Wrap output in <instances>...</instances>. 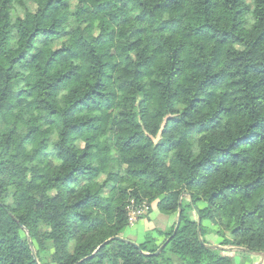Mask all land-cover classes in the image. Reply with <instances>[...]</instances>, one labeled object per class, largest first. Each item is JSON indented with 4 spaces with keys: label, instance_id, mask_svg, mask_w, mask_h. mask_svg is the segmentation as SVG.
Listing matches in <instances>:
<instances>
[{
    "label": "trees",
    "instance_id": "obj_1",
    "mask_svg": "<svg viewBox=\"0 0 264 264\" xmlns=\"http://www.w3.org/2000/svg\"><path fill=\"white\" fill-rule=\"evenodd\" d=\"M32 1L0 0V264H253L264 0ZM131 201L174 226L131 241Z\"/></svg>",
    "mask_w": 264,
    "mask_h": 264
},
{
    "label": "crops",
    "instance_id": "obj_2",
    "mask_svg": "<svg viewBox=\"0 0 264 264\" xmlns=\"http://www.w3.org/2000/svg\"><path fill=\"white\" fill-rule=\"evenodd\" d=\"M154 211L152 209L150 213L149 220H140L138 226L133 227L132 229L126 231V236L128 239H132L131 241L136 243H143L146 240V230H160L162 232H166L170 230L176 221L175 216H166L159 212L156 204L153 205ZM152 222H155V225H152ZM211 239V237H209ZM252 260L253 264H264V257L259 255V257H255Z\"/></svg>",
    "mask_w": 264,
    "mask_h": 264
},
{
    "label": "built area",
    "instance_id": "obj_3",
    "mask_svg": "<svg viewBox=\"0 0 264 264\" xmlns=\"http://www.w3.org/2000/svg\"><path fill=\"white\" fill-rule=\"evenodd\" d=\"M149 210L150 207L146 201L142 204H137L135 201H131L127 207L128 219L131 226L137 223L141 217L145 216Z\"/></svg>",
    "mask_w": 264,
    "mask_h": 264
},
{
    "label": "rangeland",
    "instance_id": "obj_4",
    "mask_svg": "<svg viewBox=\"0 0 264 264\" xmlns=\"http://www.w3.org/2000/svg\"><path fill=\"white\" fill-rule=\"evenodd\" d=\"M246 1V4L249 6V8H250V11H252L253 10V6H254V1L253 0H245ZM26 4H27V7H29V9L30 10H32V11H34L35 9H36V7H35V4L33 3V1L32 0H26ZM20 12H21V14H23V10L22 9H20ZM57 44V43H56ZM40 46H42V44H39ZM57 46H58V44H57ZM154 204H156L155 202H153L152 203V209H153V211H154V207H153V205ZM150 207V206H149ZM150 211V210H149ZM150 213L149 214H146L145 215V217L143 218V220L145 219V220H149V218H150ZM141 222V221H140ZM140 222H137V223H135V225H134V227L135 226H138V224L140 223ZM152 225H154V226H156L155 225V222H152ZM155 230V229H154ZM153 230H149V229H147L146 230V235H147V237L148 236H150V233L152 232ZM132 240V239H131Z\"/></svg>",
    "mask_w": 264,
    "mask_h": 264
},
{
    "label": "water",
    "instance_id": "obj_5",
    "mask_svg": "<svg viewBox=\"0 0 264 264\" xmlns=\"http://www.w3.org/2000/svg\"><path fill=\"white\" fill-rule=\"evenodd\" d=\"M179 224H180V218H179L178 225H177V227H176L175 232H177L178 227H179ZM133 244L136 245L135 243H133ZM166 244H167V243H166ZM166 244H165V245H166ZM165 245H163V246L161 247V249H163ZM136 246H137V245H136ZM260 255H261L262 257H264V254H263V253H261Z\"/></svg>",
    "mask_w": 264,
    "mask_h": 264
}]
</instances>
